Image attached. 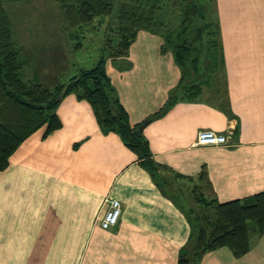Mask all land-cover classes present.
<instances>
[{
    "label": "crops",
    "instance_id": "crops-1",
    "mask_svg": "<svg viewBox=\"0 0 264 264\" xmlns=\"http://www.w3.org/2000/svg\"><path fill=\"white\" fill-rule=\"evenodd\" d=\"M216 4L225 83L178 94L144 127L154 175L74 94L56 109L59 129H38L11 154L0 171V264H178L194 235L189 215L202 211L197 194L226 203L264 191V0ZM163 42L141 30L126 57L106 62L132 125L157 113L179 83ZM201 130L228 142L195 146ZM108 198L121 214L102 229ZM252 237L243 256L223 247L198 264H264V233Z\"/></svg>",
    "mask_w": 264,
    "mask_h": 264
},
{
    "label": "trees",
    "instance_id": "trees-1",
    "mask_svg": "<svg viewBox=\"0 0 264 264\" xmlns=\"http://www.w3.org/2000/svg\"><path fill=\"white\" fill-rule=\"evenodd\" d=\"M58 1L63 18L72 30V38L79 40L83 31L102 27L107 38L94 65L79 69L67 82L53 88L26 82L23 79L26 61L13 39L5 0H0V171L7 168L11 154L35 131L45 126L44 136H47L61 127L56 109L67 94H74L90 104L101 132L117 134L135 153L139 164L154 175L158 166L152 160L143 129L150 121L164 115L178 94L190 97L216 72V63L220 60L217 22L208 20L207 8L200 0H184L178 26L162 35L155 29L153 19L168 0H122L118 12L113 0ZM105 18H108L106 22ZM141 30L163 36L161 51H171L181 76L165 105L132 125L105 65L108 60L126 57ZM195 201L203 206L202 211L189 215L194 235L190 245L180 253L178 264H198L205 253L223 247L241 257L249 250L250 234L264 233V191L226 203H215L197 194ZM208 210L213 213H207Z\"/></svg>",
    "mask_w": 264,
    "mask_h": 264
},
{
    "label": "rangeland",
    "instance_id": "rangeland-1",
    "mask_svg": "<svg viewBox=\"0 0 264 264\" xmlns=\"http://www.w3.org/2000/svg\"><path fill=\"white\" fill-rule=\"evenodd\" d=\"M113 1L117 11L122 0ZM200 3L207 8L208 20L217 22L219 26L216 0H200ZM184 4V0H168L163 3L153 19L157 26L155 29L163 35L176 28L181 20ZM4 7L12 23L16 47L26 61L23 77L26 82H37L49 88L67 82L79 69L94 65L107 38L105 27L83 31L79 40L72 38V30L63 18L58 0H5ZM107 19L103 20L106 22ZM219 42L220 60L216 63V72L206 78L208 83H214L215 80V83L224 82L226 77L225 70L219 69L224 60L220 34ZM207 213L212 214L213 211L208 210ZM250 237L252 240V234Z\"/></svg>",
    "mask_w": 264,
    "mask_h": 264
},
{
    "label": "built area",
    "instance_id": "built-area-1",
    "mask_svg": "<svg viewBox=\"0 0 264 264\" xmlns=\"http://www.w3.org/2000/svg\"><path fill=\"white\" fill-rule=\"evenodd\" d=\"M226 135L211 130H201L197 133L194 145L198 147H211L226 145ZM107 209L103 214L100 225L102 229H109L115 226L121 214L120 201L115 198L106 199Z\"/></svg>",
    "mask_w": 264,
    "mask_h": 264
}]
</instances>
